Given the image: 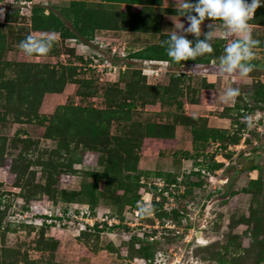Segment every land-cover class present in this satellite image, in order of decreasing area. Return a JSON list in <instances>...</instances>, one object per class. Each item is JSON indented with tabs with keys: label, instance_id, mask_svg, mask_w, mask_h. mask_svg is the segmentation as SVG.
I'll return each mask as SVG.
<instances>
[{
	"label": "rangeland",
	"instance_id": "obj_1",
	"mask_svg": "<svg viewBox=\"0 0 264 264\" xmlns=\"http://www.w3.org/2000/svg\"><path fill=\"white\" fill-rule=\"evenodd\" d=\"M6 1L0 3V28L6 42L1 62L57 67L79 66L74 57L80 54L86 60L93 58L94 68L82 67L76 72L78 80L90 83L93 96L82 100L78 93L88 86L67 83L61 94H45L40 115L51 117L59 105L104 109L108 88L123 90V100H131L135 107L128 120L110 123L109 136L101 141L100 150L86 149V139H44L45 128L35 122L12 123L10 115L4 124L0 122V133L6 137L0 159V190L6 193L0 205L4 214L0 264H264V106L251 98L257 87L264 88V6L249 21L252 38L259 43L252 48V71L241 77L219 69L225 47L237 38L226 35L219 20H205L201 25L199 38L214 29L211 43H220L222 49L209 63L191 58L174 67L169 62L131 58L139 50L164 44L173 32H182L181 23L187 27L186 17L180 14L186 11L179 7L181 0L119 3L113 6L119 12L127 7L134 14L146 9L151 20H140L142 32L103 30L95 31L94 38L80 33L70 13L76 6L95 11L102 0ZM34 10L59 19L71 38H62L58 32L32 31ZM27 35L53 39L54 43L46 54L29 57L18 44ZM187 38L195 39L192 34ZM13 76L5 69V78ZM228 88H238L239 95L225 103ZM3 103L0 101L1 115ZM166 129L171 137L164 136ZM201 129L224 131L233 138L205 140L195 135ZM19 130L25 136L14 138ZM119 139L128 140L130 146L117 145ZM25 159L32 164L22 176L14 166L18 168ZM44 162L59 164L53 187L56 192L78 193L74 201L64 203L57 194L53 203L47 194L37 193L39 185L48 181L46 172L36 165ZM27 177L31 179L25 183ZM227 180L231 182L225 190ZM134 198L149 210L146 217L132 214ZM152 201L161 204L158 210H152ZM62 208L87 211L86 216L93 224L98 222L99 228L103 221L108 226L118 224V218L107 216H122L127 219L123 225L130 229L119 226L101 234L86 229L81 235L75 229L86 216L73 213L76 217L63 228L58 218L69 216H64ZM23 209L28 211L20 213ZM172 210L179 211L178 219L164 216ZM44 221L54 226L42 232L39 227ZM146 236L153 240H141Z\"/></svg>",
	"mask_w": 264,
	"mask_h": 264
},
{
	"label": "trees",
	"instance_id": "obj_2",
	"mask_svg": "<svg viewBox=\"0 0 264 264\" xmlns=\"http://www.w3.org/2000/svg\"><path fill=\"white\" fill-rule=\"evenodd\" d=\"M119 3H125L128 6H130V4H146L145 0H102L98 5L97 10L95 11L93 10L88 11L87 9L82 10L81 7L76 6L73 10H71L70 13V15L71 14L73 15L72 22L80 31V33L83 34L86 33L84 34L86 38H94L95 31H103V30L117 31L120 29H124L125 31L128 32L136 29L135 32H142L144 26L139 24L140 20H142L145 23H149V20H151V17L146 14V9L145 11H142V13L134 14V13H130L127 7V10L124 13H121L118 11V9L116 10L113 8V6ZM75 5H77V3H75ZM12 14L15 16L16 11H13ZM67 15L69 16L68 13ZM8 19H9V15L6 16V20ZM31 26H32L31 27L32 31L58 32L62 38H71L69 37L71 35L68 34V31L63 28V24H61L59 19H57L53 15L45 16L39 14L38 11L34 10L31 20ZM152 29L153 28H151L150 30ZM25 38L20 39L18 41V44L21 40ZM53 43L54 41H52V44ZM5 44L6 42L4 40V35L1 33V28H0V54L4 50ZM212 48L213 51L211 53H206L204 55H201L199 58H194L191 60L196 63H209L211 60L217 59L218 56L221 55V51H222L221 45L220 43H215V45H212ZM166 49H167V44L151 45L146 49L139 50L133 53L131 55V58L133 57L146 61H160L162 63L164 62V64L169 62L174 67L178 65L180 66L181 64L183 65L184 63L191 62V60L174 62L167 55ZM74 59L75 61L78 62L79 66H77L76 64H67V65H58L57 67L54 66L51 67L45 64L41 65L39 63H27V62L10 63L8 61H3V62L0 61V101L4 102L2 106H4V109L6 111V112L4 111L3 115H1L0 113V122L4 124V120L8 115L11 116L12 123L29 124L35 122L38 126L45 128V132L43 134L44 139H67V138L86 139L84 146L86 149L100 150L101 141H103V139H107V136H109L108 129L110 123L128 120L130 111L135 107L134 103L131 100L129 99L126 101L123 100V94H124L123 90L114 91L112 90L113 88L106 89L105 90L106 107L104 109H95L90 105L83 106L82 104L59 105L55 109L51 117L43 116L40 115L39 113V108L41 106L45 94L48 93L61 94L67 83H77L79 88L81 84H83L86 87L90 84L88 81L78 80L76 77L77 76L76 72H78V68H82V67L84 70L89 68H94L92 66L93 58L91 57L90 59L86 60L85 57L80 54L78 56H75ZM5 69H9L10 71H12L14 76L10 78H5L4 77ZM128 87L129 88H127V90L125 91L126 93H129L130 91L131 86ZM110 93L113 94V96L111 95L113 101L114 100L116 101L119 98L117 103H115L114 105H113V101L110 99L111 96L109 97ZM78 95L81 96V98H83L82 100H85L88 97H92L93 92L92 93L90 92L88 86L85 92L81 91V93L79 92ZM163 95H164V91L161 93V97ZM251 98L254 103L263 104L264 106V88L262 86L257 87V89L251 94ZM197 120H202V119H197ZM163 131H164V136L167 137L172 136L170 130H169L170 132H167V129L166 131L165 130ZM195 135L198 138H203L205 140L211 138L213 140L220 139L223 141L224 140L228 141V139L233 138L226 132L216 131L215 129H206V130L201 129L197 133H195ZM21 136H25L24 131L19 130L13 134L14 138L19 139ZM120 140L121 139L116 141L118 142L117 145L123 148L130 146L128 140L125 142L123 140L121 141ZM196 140L198 139H195V141ZM5 142H6V137L2 136V134L0 133V159L3 158L4 156L3 153H4ZM31 164L32 163L29 160L25 159L20 162V165L17 166L18 168L14 166V169H16L15 172L18 173L19 175L21 174L22 176H24L27 173V170L30 168ZM36 165H39L43 169V171L46 172L48 179V181L44 186L39 185L40 190L37 191L38 194H44V193L47 194V196L53 201V203L56 202L57 194L60 195L61 201H63L64 203H71L72 201H74L78 193L72 194V193H68L65 190H60L56 192V189L53 187V181L55 180L54 177L55 175H59L60 172L59 164H55L52 162H48V163L44 162ZM217 167L218 165L214 166V168ZM71 169L72 166L69 165L68 170ZM34 174L35 173H33L32 176H34ZM161 176H162L161 174H157V177L162 178ZM30 179H31L30 177H27L25 179V183L30 182ZM163 181H166L167 184L168 183L171 184L170 183L171 181L169 179L163 178ZM200 185H201L200 183H195V186H200ZM229 187L230 184L229 186H226V184L224 186V188H226L225 190H228ZM0 188H1V183H0ZM154 189L159 192L162 190V188L160 187H154ZM5 195H6L5 191L0 190V205ZM137 199L134 198V200H132V203L130 204V209L132 211H137L139 218L146 217L149 214V210L145 209L144 208L145 206L144 207L141 206L140 203L137 202ZM160 205L161 204L158 201L151 202V208L153 211L158 210L160 208ZM142 209L144 211H142ZM24 211H28V209L25 210L23 209L20 211V213H24ZM69 212L70 211L67 208H62V213L64 214V216H69V217L67 219L58 218L59 226L63 228H67V223L70 222L71 219H74L73 216L75 215L73 213L76 214L79 213L77 212V210H75L70 212L71 214L68 215ZM86 214L87 211L84 213V216H86ZM3 215H4L3 212L1 213L0 211V233L2 231L1 223H2V219L4 218ZM93 215H94L93 212L89 214V216H93ZM168 215H171L174 219H178L179 211L172 210L168 214L165 213L164 216H168ZM115 216L117 215L111 214L107 217L110 219L118 218L119 220L118 224H113L108 226L106 222L103 221L102 223H100L101 228H99V223L94 222V225L92 227H89L87 225V230L89 229L88 231L92 230L93 232L101 234L119 226H125L126 229H130L127 225H123L127 223L126 218L122 216L121 217L120 216L115 217ZM43 218L48 219L47 216H44ZM52 226L54 225L43 223L42 226H40L39 228L42 229L41 231L43 232V230L45 231L47 228H50ZM75 230H78V228H76ZM84 232H86V230L84 231L78 230V233L81 235H84ZM41 238H43V236H41ZM141 238H142L141 240L148 241V236ZM149 244L151 245L152 243Z\"/></svg>",
	"mask_w": 264,
	"mask_h": 264
},
{
	"label": "clouds",
	"instance_id": "obj_3",
	"mask_svg": "<svg viewBox=\"0 0 264 264\" xmlns=\"http://www.w3.org/2000/svg\"><path fill=\"white\" fill-rule=\"evenodd\" d=\"M264 6V0H181V16L186 17L187 27L181 23L182 32H173L167 41V55L174 61H187L191 58L211 53L213 51L211 38L214 29L203 32L200 39L201 25L205 20H219L225 34L235 37L232 43L225 47L224 54L219 58V69L222 73H238L246 77L253 69L249 62L253 56L252 48L259 42L252 38L249 21L256 10ZM187 34L195 39L190 40ZM52 41L38 39L31 35L19 42V48L26 56L46 54ZM239 95L238 88H228L224 93L225 103L232 102ZM142 211H144L142 209Z\"/></svg>",
	"mask_w": 264,
	"mask_h": 264
},
{
	"label": "built area",
	"instance_id": "obj_4",
	"mask_svg": "<svg viewBox=\"0 0 264 264\" xmlns=\"http://www.w3.org/2000/svg\"><path fill=\"white\" fill-rule=\"evenodd\" d=\"M5 2H8V1H6V0H0V3H5ZM3 17H4V15H3ZM180 72H183L182 70L180 71ZM246 135V134H245ZM82 214V215H81ZM132 214H134V215H137L138 216V212L137 211H132ZM79 216H81V218H82V216H84V213H79ZM76 216H73V218H75ZM87 217V216H86ZM85 217V219H83V223H82V226L80 225V226H78L77 228H78V230H81V231H84V230H86L87 229V225L89 226V227H92L94 224L92 223V218L90 219V218H86ZM84 218V217H83ZM49 219V218H48ZM47 220V219H46ZM43 223H45V224H47L46 223V221H44ZM42 223V224H43ZM118 223H119V220H118ZM115 224V223H114ZM127 224V223H126ZM140 224V223H139ZM138 224V225H139ZM128 226V225H127ZM150 240H152V238H149Z\"/></svg>",
	"mask_w": 264,
	"mask_h": 264
},
{
	"label": "water",
	"instance_id": "obj_5",
	"mask_svg": "<svg viewBox=\"0 0 264 264\" xmlns=\"http://www.w3.org/2000/svg\"><path fill=\"white\" fill-rule=\"evenodd\" d=\"M230 180H232V178H231ZM230 182H231V181H228V180H227L226 183H225L226 186H229ZM199 235H200L199 232H197V233H196V239L199 238Z\"/></svg>",
	"mask_w": 264,
	"mask_h": 264
},
{
	"label": "crops",
	"instance_id": "obj_6",
	"mask_svg": "<svg viewBox=\"0 0 264 264\" xmlns=\"http://www.w3.org/2000/svg\"><path fill=\"white\" fill-rule=\"evenodd\" d=\"M252 27V24H250V28ZM56 95H58V94H56Z\"/></svg>",
	"mask_w": 264,
	"mask_h": 264
}]
</instances>
